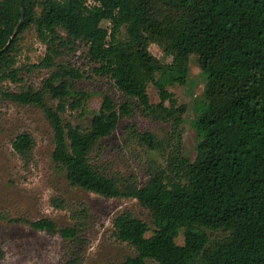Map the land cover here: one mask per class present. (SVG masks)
Returning <instances> with one entry per match:
<instances>
[{"label":"trees","instance_id":"16d2710c","mask_svg":"<svg viewBox=\"0 0 264 264\" xmlns=\"http://www.w3.org/2000/svg\"><path fill=\"white\" fill-rule=\"evenodd\" d=\"M29 33L45 53L38 63L19 65ZM77 42L87 47L95 75L111 81L88 127L65 119L69 109L86 111L90 97L78 87L85 72L58 62ZM153 44L170 62L150 52ZM194 57L205 79L194 100L195 157L186 154L180 134L132 122L124 129L143 180L135 172L108 174L100 165L101 143L135 110L179 128L186 106L169 89L195 86ZM38 70L50 72L41 87H9L24 82L23 72ZM150 85L158 104L151 103ZM0 102L44 114L52 163L71 187L135 199L150 212L152 226L129 211L115 218V239L135 251L122 264H264V0H0ZM11 144L30 167L35 136L20 132ZM51 204L69 211L70 225L47 217L0 220L60 236L67 245L63 264H83L91 211L60 196Z\"/></svg>","mask_w":264,"mask_h":264},{"label":"rangeland","instance_id":"374dc122","mask_svg":"<svg viewBox=\"0 0 264 264\" xmlns=\"http://www.w3.org/2000/svg\"><path fill=\"white\" fill-rule=\"evenodd\" d=\"M105 27L109 25L105 24ZM24 45L19 65L28 59L29 63H38L45 53V46L38 43L34 33L25 36ZM76 46V51H67L58 58V62L71 64L85 72L78 87L90 94V97L83 104L86 111L69 109L65 119L74 125L88 127L92 119L90 112L99 110L103 94L111 88V81L95 75L92 71L94 66L86 57L87 47L80 42H77ZM149 49L158 59L170 62L171 59L164 56L158 45L153 44ZM191 74L195 82L194 87L175 86L169 89L178 103L186 106L178 129L172 128V124L153 122L143 116L140 110H135L133 118L123 120L117 132L102 141L103 154L100 165L108 174L119 172L127 177L135 172L139 180H143L140 173V157L136 153L135 145L128 141L124 129L132 122H136L142 130L161 132L163 126V129L170 133L180 134L186 154L191 158L195 157L197 138L192 128L196 116L194 100L202 97L205 86V79L196 57L192 59ZM49 75L47 70L23 72L24 82L21 85L10 84L9 87L13 90L31 85L39 88ZM148 94L152 104L160 102L158 90L154 85L149 86ZM23 131L31 132L37 142L34 162L28 168L14 153L11 144L15 136ZM53 151L52 130L39 109L0 102V215L32 221L47 217L60 227L68 226L71 224L69 211L57 210L51 204L53 197H64L73 205L85 204L95 220L94 226L86 235L88 248L83 264H122L128 257L134 256L132 247L115 239L113 222L118 215L129 211L152 226L150 212L135 199H106L71 187L64 174L54 168ZM177 242L183 244V235ZM66 247V243L58 235L51 236L35 231L23 223L0 220V264H63L66 261Z\"/></svg>","mask_w":264,"mask_h":264},{"label":"water","instance_id":"95a60500","mask_svg":"<svg viewBox=\"0 0 264 264\" xmlns=\"http://www.w3.org/2000/svg\"><path fill=\"white\" fill-rule=\"evenodd\" d=\"M16 33H17V32H15V33H14V36L16 35ZM12 38H13V37H12ZM11 41H12V39H10V41H9L8 45H7V46L4 48V50H6V49L8 48V46H9V45H10V43H11Z\"/></svg>","mask_w":264,"mask_h":264}]
</instances>
